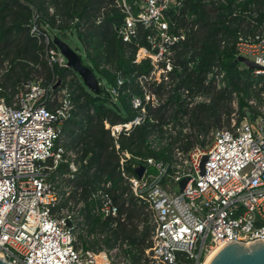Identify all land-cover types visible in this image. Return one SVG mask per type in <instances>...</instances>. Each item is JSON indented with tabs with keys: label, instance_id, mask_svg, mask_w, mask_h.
<instances>
[{
	"label": "built area",
	"instance_id": "2783aa9c",
	"mask_svg": "<svg viewBox=\"0 0 264 264\" xmlns=\"http://www.w3.org/2000/svg\"><path fill=\"white\" fill-rule=\"evenodd\" d=\"M184 2L112 0L123 14L116 27L118 37L124 43H137L142 34L146 40V45L138 46L134 62L148 59L151 63L148 73L139 77V84L152 106L158 105L153 87L161 82L171 86L170 73L177 67L175 48L198 27L195 15L183 11ZM201 2L227 4V0ZM232 2V15L244 17L250 28L237 31L235 56L258 65L253 75L264 77V19L258 23L264 5L259 0ZM39 19L34 10L28 21L29 34L42 44L47 64L69 68L53 43L54 36ZM4 65L6 70L8 65ZM217 70L213 68L207 78ZM222 75H214L217 88L223 86ZM67 81L55 73L49 81L28 80L16 85L12 97L0 85L1 258L11 264H203L210 253L229 241H264V102L254 108V99L249 100L237 123L233 101L235 111L229 127L216 129L208 145L196 144L188 151L175 145L168 160L135 157L129 171L127 163L132 155L121 147L120 138L144 120L143 100L137 95L131 97V104L138 115L115 124L105 122L104 126L112 137L118 171L128 193L150 216L148 246L132 261L118 254V245L93 248L79 241L70 214L57 215L59 203L72 191L70 184L61 191L59 181L73 178L79 169L76 152L67 151L63 144V127L73 108ZM123 82L117 73L115 85L106 91L116 98ZM201 95H195L194 101L187 97L189 105L208 101ZM261 97L264 99V92ZM164 129L176 132L171 122ZM155 138L152 135L151 144L157 148V143H152ZM62 163L67 164V170L57 174ZM137 164L144 166L141 177L133 170ZM183 179L186 182L180 189ZM110 188L109 180L102 181L90 195L97 203L92 212L101 219L119 215Z\"/></svg>",
	"mask_w": 264,
	"mask_h": 264
},
{
	"label": "trees",
	"instance_id": "16d2710c",
	"mask_svg": "<svg viewBox=\"0 0 264 264\" xmlns=\"http://www.w3.org/2000/svg\"><path fill=\"white\" fill-rule=\"evenodd\" d=\"M259 1L264 5V0ZM232 3L227 0V4L214 5L185 0L183 11L195 15L198 27L175 48L173 58L177 67L170 73L171 86L167 88L161 82L153 87L151 92L158 105L152 106L145 100L139 84V77L148 73L151 63L148 59L134 62L138 46L146 45V40L142 34L137 43H124L118 37L116 27L123 14L112 5V0H0V69L5 63L8 65L2 72L3 82H9L16 92V85L33 80L36 75L43 81H49L54 73L63 81L70 74L77 76L67 81L73 108L63 127V144L76 152L79 169L73 178L65 179L73 191L59 203L58 215L65 208L73 210L77 203L83 202L81 213L89 233H100L106 249L118 245V254L132 261L148 246L150 216L128 193L118 171L112 137L104 124L134 118L138 112L132 107L131 97L142 98L143 122L120 138L121 147L132 155L127 163L131 171L130 163L135 157L168 160L175 145L184 151L196 144L205 146L208 142L203 136L211 128L229 127L230 115L235 111L234 96L237 123L242 111L249 107V100L263 103L264 77L253 75V69L235 59L236 33L244 26L248 31L250 28L244 17L232 15ZM34 10L40 14V25L69 44L80 58V47L72 45L73 38L81 43L85 54L81 62L92 70L100 86L99 93H92L71 68H51L47 64L42 44L29 34L28 21ZM263 19L264 14H261L259 25ZM213 68L218 70L207 78ZM219 72L223 73V86L217 88L214 75ZM117 73L124 82L119 95L113 98L106 87L115 85ZM197 94L205 95L208 101L190 106L187 97ZM170 122L175 134L164 129ZM184 129L188 131L183 132ZM152 135L159 139L157 148L152 147ZM163 139L166 142L161 144ZM66 170L65 163L58 167V172ZM107 180L111 182L110 195L118 206L119 215L101 219L92 213L97 203L90 195L100 182ZM71 200L74 205L69 204Z\"/></svg>",
	"mask_w": 264,
	"mask_h": 264
},
{
	"label": "water",
	"instance_id": "95a60500",
	"mask_svg": "<svg viewBox=\"0 0 264 264\" xmlns=\"http://www.w3.org/2000/svg\"><path fill=\"white\" fill-rule=\"evenodd\" d=\"M54 45L58 50L65 56L67 65L82 79L84 85L92 92L99 93L100 86L93 75L92 70L83 65L79 54L72 49L69 44L63 40L54 37ZM236 61L244 64L248 69L259 67L255 63L247 60L246 58L237 56ZM60 84V80L57 81V86ZM206 157L203 156L200 161L201 173L203 172V166ZM133 170L136 172L138 177H141L144 166L134 165ZM186 180L180 181V189L183 188ZM67 226H71V222L67 221ZM0 264H11L0 257ZM205 264H264V241L257 240L254 243H240L229 241L218 248L207 260Z\"/></svg>",
	"mask_w": 264,
	"mask_h": 264
},
{
	"label": "rangeland",
	"instance_id": "374dc122",
	"mask_svg": "<svg viewBox=\"0 0 264 264\" xmlns=\"http://www.w3.org/2000/svg\"><path fill=\"white\" fill-rule=\"evenodd\" d=\"M72 45H77L80 47V51H81V58L82 59H85V54H84V51H83V48H82V45L81 43L76 39V38H73V43ZM4 71V68L0 69V83L3 82V77H2V72ZM35 78H33V80H37V79H40L41 77L39 76H34ZM77 78V76H73L72 74H70L69 76H66L64 77L65 79H69V78ZM4 84V89H5V92L7 94H9L11 97L14 95L15 91H14V88L11 86V84L9 82H3ZM200 95V94H198ZM202 98H206L205 95H201ZM191 101H194L196 100V96H192L190 97ZM233 101L235 102L236 101V98L235 96L233 97ZM233 102V103H234ZM255 104H252L254 106V108L258 107V106H262V103H258L257 101H255ZM232 103V104H233ZM264 104V103H263ZM236 116H238V114H236ZM235 120H237V117L235 118ZM230 123H231V120H230ZM217 129H220V128H217ZM216 130V128H211L210 131L205 135L203 136V139L206 141V145H208L211 140H212V133ZM159 142V139H153L152 140V143L156 144ZM166 140L163 139L161 140V144L165 143ZM67 151H71V153H74V150L71 149L70 147L66 148ZM59 174V172L57 173ZM65 179L66 178H63L62 180L59 181V185L61 186V191L64 190V186H65ZM63 189V190H62ZM72 191H73V188H72ZM71 191V193H72ZM70 205H74V201H70L69 203ZM83 207V202H79L75 205V208L73 210H69L67 208H65L63 211H62V214H64L65 212L69 213L70 216L72 217V220H73V223H74V231H75V234L77 235L79 241H82V242H86L89 246H92L93 248H100L101 247H104L103 245V242H102V239H103V235H101L100 233L98 232H92V233H89V226L84 222V219H83V216H82V213H81V208ZM93 213V212H92ZM59 213L57 212V215ZM94 214V213H93Z\"/></svg>",
	"mask_w": 264,
	"mask_h": 264
},
{
	"label": "bare ground",
	"instance_id": "6f19581e",
	"mask_svg": "<svg viewBox=\"0 0 264 264\" xmlns=\"http://www.w3.org/2000/svg\"><path fill=\"white\" fill-rule=\"evenodd\" d=\"M214 252H215V251H214ZM214 252L210 253V254L206 257V259L204 260L203 264H205V263L207 262V260L209 259V257H210Z\"/></svg>",
	"mask_w": 264,
	"mask_h": 264
}]
</instances>
